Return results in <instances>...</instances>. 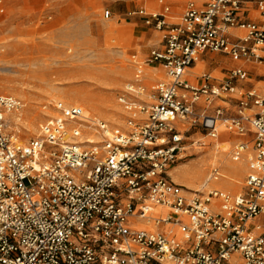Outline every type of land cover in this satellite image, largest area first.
Segmentation results:
<instances>
[{"label": "built area", "instance_id": "built-area-1", "mask_svg": "<svg viewBox=\"0 0 264 264\" xmlns=\"http://www.w3.org/2000/svg\"><path fill=\"white\" fill-rule=\"evenodd\" d=\"M253 11L264 20V0H185L174 17L166 0L127 10L160 34L145 58L132 56L136 75L163 78L125 85L123 126L54 102L57 115L21 141L10 116L24 102L0 94V264H264V95L244 85L245 65L264 64ZM214 54L235 63L193 72ZM219 129L235 139L240 190L223 187L219 165L201 189L174 182L169 171Z\"/></svg>", "mask_w": 264, "mask_h": 264}, {"label": "rangeland", "instance_id": "rangeland-1", "mask_svg": "<svg viewBox=\"0 0 264 264\" xmlns=\"http://www.w3.org/2000/svg\"><path fill=\"white\" fill-rule=\"evenodd\" d=\"M166 1L172 4L185 0ZM154 2L4 0V12L0 16V94L14 95L24 102V108L10 116V130L18 133L21 141L35 137L39 126L57 115L49 109L54 102L81 107L88 117L123 126L116 97L125 85L134 81L149 85L155 77L163 78L161 73L152 74L146 68L141 76H137L132 59V56L139 60L145 58L151 48L157 47L160 34L147 28L139 18H124L127 10L140 6L148 9ZM106 9L112 14L109 20L101 17ZM170 15L175 14L170 12ZM252 15L257 23L264 21L256 12ZM212 58L208 60L205 56L208 61L197 63L196 70H214L213 74L217 75L220 70L232 66L224 56L214 54ZM76 69L80 71L78 76L60 78L63 74L69 75L67 71ZM31 70L44 74V80L33 79ZM121 70L125 75H119ZM248 79L246 85L254 86L264 95V64L250 69ZM219 132L218 140H204L212 142L208 148L197 154L191 147L189 152L195 155L172 168L192 161L198 163L202 172L192 178L191 190L201 189L213 165L223 169L222 184L240 190L246 173L244 166L240 163L242 172L234 178L235 185L230 183L225 168L226 162L230 161V145L235 139L226 142L228 134L221 129Z\"/></svg>", "mask_w": 264, "mask_h": 264}, {"label": "bare ground", "instance_id": "bare-ground-1", "mask_svg": "<svg viewBox=\"0 0 264 264\" xmlns=\"http://www.w3.org/2000/svg\"><path fill=\"white\" fill-rule=\"evenodd\" d=\"M123 69V67H122ZM201 71L200 69H198L197 72ZM68 73H70L69 75H65L63 74L60 78L61 79H69V78H73L74 76H78L79 74V70H71V71H67ZM31 77L33 79L36 80H44V74L35 72L33 70H31ZM119 75H125L124 74V70H121L119 72ZM227 172L229 173L228 178H230V183L234 184L236 183V181L234 180V178L238 177V175H240V173L242 172V166L240 165L239 162H234V161H227L226 162V167ZM202 172V169L199 167L198 163L196 161H192V163L190 164H184V165H180L174 169H172L170 171V176L173 177L174 180H176L177 182H180V184H182L183 186H186L188 189H190V182L192 180L193 177L195 176H200ZM227 173V174H228ZM191 190V189H190Z\"/></svg>", "mask_w": 264, "mask_h": 264}, {"label": "crops", "instance_id": "crops-1", "mask_svg": "<svg viewBox=\"0 0 264 264\" xmlns=\"http://www.w3.org/2000/svg\"><path fill=\"white\" fill-rule=\"evenodd\" d=\"M169 5H170V8H171V13L174 15V16H176L177 14H176V11L178 12V10H181V8L183 9L184 8V6H185V1H183V2H173L172 4H170L169 3ZM173 5V6H172ZM173 10H175L174 12H173ZM179 13V12H178ZM173 16V17H174ZM253 16V15H252ZM150 37H152V34H150L149 35ZM216 56V55H215ZM208 57V60H212L213 58H212V55H208L207 56ZM221 57H222V55H221ZM225 57V56H224ZM226 58V57H225ZM208 60H205L204 59V57L203 58H201L197 63H206V61H208ZM229 60V59H228ZM230 61V63L233 65L235 62H233V61H231V60H229ZM197 63L193 66V72H195V73H198L197 72V70H196V68H197ZM261 66V65H263V64H254V63H248V64H246L245 66H246V68L248 69V71L250 72V69H253L254 67H256V66ZM216 70V69H215ZM202 71H206V70H202ZM202 71H199V72H202ZM208 72V71H207ZM213 72H215L214 70H212V72H210V73H213ZM221 72H222V70H220L219 72H218V74L217 75H219V74H221ZM248 83V82H247ZM246 87H250V86H247L246 85V83L244 84ZM254 87V86H253ZM260 92V91H259ZM261 93V92H260ZM262 94V93H261ZM263 95V94H262ZM233 140V139H232ZM223 187H226V188H228L229 190H232L233 192H236V190L235 189H233V188H231V187H228V186H225L224 184H223Z\"/></svg>", "mask_w": 264, "mask_h": 264}]
</instances>
